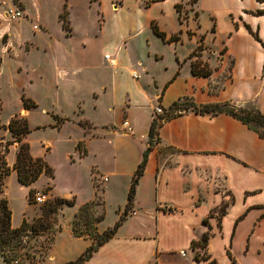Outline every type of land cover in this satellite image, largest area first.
I'll return each instance as SVG.
<instances>
[{"label":"crops","instance_id":"1","mask_svg":"<svg viewBox=\"0 0 264 264\" xmlns=\"http://www.w3.org/2000/svg\"><path fill=\"white\" fill-rule=\"evenodd\" d=\"M70 1L17 0L23 13L19 20L29 21L35 34L47 28L48 15L60 24L66 47L54 43L62 58L52 63L56 91L63 80L71 79L68 74L103 68L101 71L107 75V70H112L97 99L112 91L117 101L109 111L118 114L120 126L105 124L121 133L113 131L117 135L109 137H126L130 145L117 153L107 173L96 163L89 165V185L93 192V175L107 179L99 180L103 200L112 188L120 187L124 178L122 204L114 224L124 212L132 179L149 147L151 123H159L130 210L115 235L83 264H264V139L224 113L184 111L163 118L173 103L183 99L197 106L229 102L264 113V15L255 14L264 11V3L86 0L83 16L89 23L83 29L86 34L80 37L68 20ZM189 1H193L192 6L187 5ZM5 5L17 7L11 0H0L1 11ZM181 6L192 17L188 26L179 21ZM193 17L200 28L186 31L192 27ZM34 26L39 30L34 31ZM152 26L165 35V40L154 34ZM65 31H72L73 37ZM6 36L10 46L11 32L6 31ZM173 36L178 39L168 42ZM28 43L33 48L24 53L45 51L41 44ZM198 44L207 47L202 58L211 69L208 77L193 75L186 60ZM105 55L111 57L112 65L104 60ZM164 59L169 61V68H163L165 77L159 81L149 65L165 66ZM132 74L138 78L133 79ZM74 84L77 87L78 82ZM157 107L162 109L161 115L154 113ZM141 110L139 118L137 112ZM124 121L127 128L122 127ZM88 139H84V151L74 149L78 163L89 157ZM53 189L58 198L73 197L76 202L72 192L60 194L54 185ZM83 204L66 207L65 212L75 213ZM18 226L11 224L13 229ZM63 233L67 234L64 242L68 250L57 264L77 259L92 242L63 230L55 236L46 260L54 259L55 241ZM205 235V248L193 249L192 244ZM181 251H185V257H181Z\"/></svg>","mask_w":264,"mask_h":264},{"label":"rangeland","instance_id":"2","mask_svg":"<svg viewBox=\"0 0 264 264\" xmlns=\"http://www.w3.org/2000/svg\"><path fill=\"white\" fill-rule=\"evenodd\" d=\"M11 1L19 7L17 2ZM85 1H70L72 10L71 19L68 20L71 27H73V31H76L80 37L86 34L83 29L86 30V24L89 23L83 16ZM192 2H187V5L192 6ZM9 9L11 10L13 7L5 5L3 11L0 8V127H4V129L0 128V149L2 152L7 149L4 161L9 172L2 179L3 194L1 197L8 202L13 227L20 225L19 223L23 219L31 224L41 217L45 202L39 204L37 198L39 196L45 197L46 201L56 198L53 185L60 194L72 192L76 197V205L93 200L89 202L93 206V216L101 217L103 220L94 223L88 222V219H91L90 215L88 218L82 217L79 224L76 225V229L78 233L82 234L78 238H85L91 240V243H95V238L103 232V228L104 231L107 227V229L111 228L116 221L118 207L122 204V188L125 180L122 178L120 187H114L109 191L103 199L104 203L102 200V184L94 175L92 178L94 195L90 188L89 165L96 163L102 172L107 173L117 153L130 145V140L126 137H109L113 134L111 132H117V129L110 124H105L113 123L116 127L120 126L118 114L109 111L110 105L117 101L112 95V91L100 98L103 86L110 80L108 74L112 70L108 69L107 75L104 71H101L103 68L101 70L92 69L88 72L79 71L83 72L80 75H78L79 73L73 74V76L68 74L67 76L71 79L66 78L63 80V86L56 91L52 83V63L62 58L59 57L54 43L57 42L60 46L66 47L60 24L53 15H48L46 18L47 28L41 30L40 34H35L30 30L29 21L22 23L20 20L8 19L5 13ZM179 14L180 23L190 25L192 17L187 13L185 6L180 7ZM65 22L67 23V20ZM193 22L192 27L187 28L186 31H198L200 25L194 17ZM6 31L11 32L10 46ZM65 32L67 36L73 37L72 31ZM188 34L191 37V32ZM26 41L41 44L45 51L33 49V52L29 54L24 53L33 48ZM206 50L207 47L198 44L189 54L186 60L190 63V71L191 65H197L198 72L200 70L205 71V69L211 71L202 58ZM186 51L187 48L183 50L184 53ZM72 53L76 55L77 51H72ZM78 57L79 55H77ZM58 61L61 62V60ZM162 64H165V66L161 67L160 63L156 66L149 65L159 81L164 79L163 68H169V61L164 59ZM204 65L206 68L203 67ZM40 76L42 79H40ZM74 82H78L77 87H75ZM139 82L141 81L139 80ZM127 87L130 86L126 85ZM98 95L100 96L99 99H97ZM22 98H30V101L36 107L28 109L27 113H23L24 108L21 109ZM78 104L79 106L76 107ZM37 106L39 107L37 108ZM43 109H46L48 113L43 112ZM142 111L137 112L139 118ZM50 112L57 115V118L67 119V122L58 130L52 129L51 125L55 122L52 119L54 115ZM82 112L83 116H81ZM15 116L18 119H25L31 131L22 140V143L28 144L30 154L33 157L42 158L52 168L54 180L42 175L30 187L18 184L15 171L12 168L19 143H13L15 137L5 129ZM80 116L81 120H79ZM82 119L89 120L93 124H89V121ZM79 122L84 123L85 129L81 128ZM87 137L91 138L86 142L89 157L78 163L74 149H77L78 146L80 152L84 151V139ZM78 142L79 145H77ZM9 143L11 144L8 145ZM92 174H95L94 170H92ZM30 190L35 193L31 201L28 199ZM66 200L75 199L69 197ZM65 211L66 206H62L56 215L51 216L48 220L52 224L50 232H40L38 235H33L31 232L22 233L21 242L11 252H0V264H9L14 258H18L21 264H57L68 250V243L64 242L67 234L63 233L55 241L57 248L53 251L54 259L46 260L55 236L59 231L63 232L67 229L75 237L72 234V221L74 220L73 214L77 211L75 213H72V211L66 213Z\"/></svg>","mask_w":264,"mask_h":264},{"label":"trees","instance_id":"3","mask_svg":"<svg viewBox=\"0 0 264 264\" xmlns=\"http://www.w3.org/2000/svg\"><path fill=\"white\" fill-rule=\"evenodd\" d=\"M17 2V0H13ZM261 3H264V0H258ZM256 15H264V11H257ZM62 18V16H61ZM63 27L67 29L65 22H63ZM152 30L156 36L165 40V35L159 32L155 26H152ZM178 38L173 36L168 39V42L176 41ZM264 47V45H263ZM191 73L195 76L200 77H208L211 75V71L205 69V71H197V65H191ZM206 68V66H203ZM22 105L25 109L35 108L36 106L29 99L22 98ZM191 111L196 114H211L216 115L220 113L227 114L245 126H247L252 131L256 132L261 138L264 139V113L259 112L258 110L252 107H237L229 102L221 103V104H210V105H201L197 106L189 99H183L181 101L175 102L169 108L167 114L163 117L168 119L175 115H178L179 112ZM177 112L176 114H173ZM54 124L51 126L52 129H59L67 119H60L57 116H53ZM162 119V118H161ZM79 125L82 129L84 128V123L79 122ZM159 126V123L154 120L151 123L149 129V147L143 153L141 162L139 163L137 170L132 179L128 194H127V205L124 209L123 214L119 217L117 222L109 229L103 231L97 238H95L96 242L91 243L89 247H87L84 252L75 260L66 262L64 264H83L87 261L97 249L109 241L116 233L117 229L121 226L124 216L127 215L128 211L131 208V203L133 197L135 195V187L140 176L143 173V168L147 159L148 151L152 145V139L154 137V133L156 128ZM0 128L4 129L3 126ZM7 129L14 137L15 141L13 143H19V147L15 156V163L12 168L15 171V176L18 184L24 187H30L33 185L40 176L44 175L46 177L53 179V170L52 168L41 158H35L30 154L29 146L26 143H22V140L26 138L30 134V129L28 126V122L25 119H18L17 116L12 118L5 128ZM38 129V128H37ZM12 143V144H13ZM9 143L8 145H10ZM7 145V146H8ZM79 145V144H78ZM78 149V146H77ZM7 149L4 152L0 149V252L9 251L11 252L14 247L21 242V235L24 232H31L33 235H38L40 232H50L51 231V223L48 220L51 216H55L56 213L62 208V206L73 207L75 205V200H66L62 198H54L50 201H46L43 205L42 215L37 220H34L31 224L27 223L25 219H23L18 228L11 227V211L8 207V202L5 198H2L3 194V183L2 179L6 177L9 172L8 168H6V163L4 161V156ZM34 191L30 190L28 193L29 201L32 200L34 196ZM93 206L91 203H85L79 207L77 212L74 214V220L72 221V234L75 237H81L82 234L77 232L76 225L79 224L82 217L88 218L90 215L91 219H88V222L99 223L103 219L101 217H94ZM54 222V217H53ZM58 231V230H57ZM60 232V231H59ZM208 236L205 235L201 239L200 242L193 243L192 248L198 247L200 249H204L207 244ZM15 257V256H14ZM209 264H215V262H211ZM234 264V263H232Z\"/></svg>","mask_w":264,"mask_h":264},{"label":"built area","instance_id":"4","mask_svg":"<svg viewBox=\"0 0 264 264\" xmlns=\"http://www.w3.org/2000/svg\"><path fill=\"white\" fill-rule=\"evenodd\" d=\"M5 15L7 16L8 19L13 20V21H16V20H19V19L23 18V13H22L21 9L18 8V7H14L11 10L10 9L7 10ZM33 30L34 31H38L39 28L37 26H34ZM104 60L109 62L110 64L112 62L111 61V57L109 55H105L104 56ZM132 78L133 79H137L138 76L136 74H132ZM154 113L157 114V115H161L163 113V111H162V109L160 107H157V108L154 109ZM122 127L123 128H127L128 127V123L126 121L122 122ZM99 180L101 182H106L107 181V179L105 177H102V176L99 177ZM37 201H38L39 204H43L44 202H46L45 197H40V196L37 198ZM179 254L181 255V257H185V255H186L185 251H181ZM9 264H21V262H20V260L18 258H14L13 260L10 261Z\"/></svg>","mask_w":264,"mask_h":264},{"label":"bare ground","instance_id":"5","mask_svg":"<svg viewBox=\"0 0 264 264\" xmlns=\"http://www.w3.org/2000/svg\"><path fill=\"white\" fill-rule=\"evenodd\" d=\"M22 112H23V113H27L26 110H23Z\"/></svg>","mask_w":264,"mask_h":264}]
</instances>
